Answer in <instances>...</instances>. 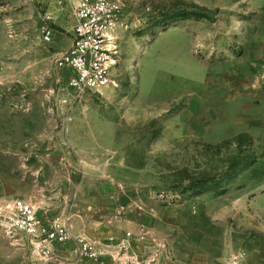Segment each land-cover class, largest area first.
Segmentation results:
<instances>
[{
  "label": "rangeland",
  "instance_id": "obj_1",
  "mask_svg": "<svg viewBox=\"0 0 264 264\" xmlns=\"http://www.w3.org/2000/svg\"><path fill=\"white\" fill-rule=\"evenodd\" d=\"M57 1L0 0V199L59 191L72 239L0 264H264V0H121L119 88L81 97Z\"/></svg>",
  "mask_w": 264,
  "mask_h": 264
},
{
  "label": "built area",
  "instance_id": "obj_2",
  "mask_svg": "<svg viewBox=\"0 0 264 264\" xmlns=\"http://www.w3.org/2000/svg\"><path fill=\"white\" fill-rule=\"evenodd\" d=\"M58 12L74 21L72 46L61 55L57 67L67 72L65 86L77 97L104 94L119 88L117 74L121 51L117 30L124 26L121 0H58ZM56 16L46 13V21L54 24ZM53 30L48 26L46 41ZM72 216L67 203L40 206L31 199L0 201V228L5 235L28 245L32 254L47 261L72 239ZM85 256L93 258V247L83 245Z\"/></svg>",
  "mask_w": 264,
  "mask_h": 264
},
{
  "label": "crops",
  "instance_id": "obj_3",
  "mask_svg": "<svg viewBox=\"0 0 264 264\" xmlns=\"http://www.w3.org/2000/svg\"><path fill=\"white\" fill-rule=\"evenodd\" d=\"M60 22V23H63L62 25H64L63 27H65V28H68V26H70V28H68V32L69 33H71V36H72V29H73V26H74V21L73 20H68V19H66L65 17H63L61 14L59 15V16H57V22ZM55 24H57V23H55ZM70 36V38H68L65 42H64V46L63 47H66V49L67 50H69L70 48H71V46H72V37ZM81 192H82V190L80 189V190H78V192H77V195H76V197H77V200H78V198L80 197V194H81ZM55 193V194H54ZM54 193H52V195H51V197H46V199H44L43 201H42V203L41 204H39V203H37L38 205H40V206H43V205H48V204H50V201L51 200H53V198H59V191H56V192H54ZM83 196V195H82ZM3 199H0V201H2ZM32 200V199H31ZM34 201V200H33ZM61 201V200H60ZM35 202V201H34ZM3 237L4 238H6V239H8V237L5 235V233L3 232V230L0 228V240L1 239H3ZM10 239V238H9Z\"/></svg>",
  "mask_w": 264,
  "mask_h": 264
}]
</instances>
